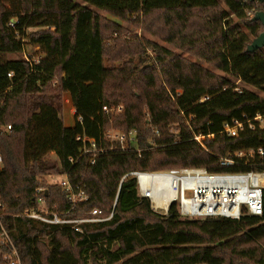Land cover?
Masks as SVG:
<instances>
[{
    "label": "trees",
    "instance_id": "obj_1",
    "mask_svg": "<svg viewBox=\"0 0 264 264\" xmlns=\"http://www.w3.org/2000/svg\"><path fill=\"white\" fill-rule=\"evenodd\" d=\"M0 0V227L21 264H264V189L261 216L238 220L185 218L175 205L154 213L137 196L133 171L203 168L209 173L264 172V157L221 167L193 134L217 133L225 123L264 116V48L247 52L262 32L254 21L264 3L250 0ZM125 24L158 19L160 36L176 53L149 40L122 37ZM35 29L34 31H29ZM112 40L109 44L108 41ZM129 47L128 50L126 47ZM36 49L25 59L8 54ZM149 49L151 53H147ZM130 55L122 60V55ZM187 55V56H184ZM213 64L223 76L187 57ZM10 74V77L8 76ZM69 94L73 126L63 122ZM207 99L200 102V99ZM121 105L117 116L103 106ZM237 138L205 142L217 155L264 148V126L252 120ZM134 133L122 150L81 155L80 135L99 139L108 129ZM55 156V162L46 157ZM66 176L87 200L71 210L93 209L104 222L54 225L24 216L44 199L48 212L71 208L70 192L45 177ZM44 188L36 193L37 189ZM0 245V264H7Z\"/></svg>",
    "mask_w": 264,
    "mask_h": 264
},
{
    "label": "built area",
    "instance_id": "obj_2",
    "mask_svg": "<svg viewBox=\"0 0 264 264\" xmlns=\"http://www.w3.org/2000/svg\"><path fill=\"white\" fill-rule=\"evenodd\" d=\"M8 76L10 77V74ZM206 99L203 97L200 102ZM122 110L121 105L102 107L103 113L111 117L119 115ZM71 114L75 117V121L76 119L82 121L81 117L76 118L73 105ZM252 120L264 126V116L257 115L254 118L246 117L243 121L234 120L231 123H225L216 134H193L192 139L208 153L218 158L221 167L233 166L235 160L239 159L245 158L247 162L256 157L262 158L264 157V148L241 150L232 155H217L215 151L207 150L205 147V142L213 139L215 135L237 138L245 125L249 129L253 128ZM10 129V125L0 127L2 132H8ZM133 137V132L126 134L111 128L104 131L99 139L86 135H80L76 139L81 143V155H88L90 162L93 163L98 155L115 150V145L123 150L127 142L133 140ZM2 162L0 154V170ZM129 176L136 180L137 196L147 200L151 210L162 216L168 214L172 205L177 207L182 217L195 219L225 217L238 220L244 210L248 214L256 216H261L263 212L264 172L250 170L237 173H209L203 168L188 167L159 171H133L121 178L119 187L122 181ZM49 183L60 184L70 192L67 198L71 201V208L64 213L48 212L44 199L39 197L37 200L39 209L26 211L24 216L47 224L69 225L78 233H82V224L104 222L112 217L115 203L110 215L106 218L101 217V212L97 209L91 210L84 217H70L71 210L77 203L87 200L85 192L82 189L72 192V187L66 176H59ZM43 191L47 192L46 189L40 188L36 190V193ZM0 245L8 247V251L2 254V259L7 264H21L20 257L9 235L2 227H0Z\"/></svg>",
    "mask_w": 264,
    "mask_h": 264
},
{
    "label": "rangeland",
    "instance_id": "obj_3",
    "mask_svg": "<svg viewBox=\"0 0 264 264\" xmlns=\"http://www.w3.org/2000/svg\"><path fill=\"white\" fill-rule=\"evenodd\" d=\"M80 4H83L82 1L80 0H74ZM89 8H91L93 11L97 12L98 14L104 16L107 19H111L114 20L122 25H125L124 28H126L127 32L122 33V37L125 38H133L134 36H136L138 39L140 40H149L152 42H155L161 46L167 47L171 50H174L176 53H181L178 49H175L173 46L167 44L166 42L163 41L162 37L160 36V32L162 31L161 29V24L160 21L158 19H152V21H150L148 19L147 23L145 22L144 24H125L124 21H119L116 20L115 18L111 17L110 15H108L105 12L100 11L99 9H96L94 7L88 6ZM35 29H30L29 31H34ZM109 44L112 43V40L108 41ZM128 50V46L126 47ZM34 50L36 49H31L28 48L26 49V54L24 52L21 53H17V54H8V55H4L1 58L3 60H15V59H25L28 57V54H33ZM147 53H151L149 49H146ZM183 54V53H181ZM122 55V54H121ZM187 56V55H184ZM130 55H122V60H127L128 58H130ZM190 61L195 62L196 64H198L200 67L205 68L206 70L210 71L211 73L218 75V76H223V74L216 69V67L213 64H206L204 62H200L199 60H197L196 58L192 57V56H188L187 57ZM255 92H257L259 95L264 96L263 93H260L256 90H254ZM61 107H62V111L66 112V114L68 112H70L72 110V103L69 99V97L67 96V94H63L62 95V99H61ZM68 115V114H67ZM66 118V116H65ZM72 120V124L75 123V117L73 116L71 118ZM73 126V125H72ZM48 160H50L51 162H55V156L53 154H48L46 157ZM45 179L50 182L52 180H56V177L54 176H47L45 177Z\"/></svg>",
    "mask_w": 264,
    "mask_h": 264
},
{
    "label": "water",
    "instance_id": "obj_4",
    "mask_svg": "<svg viewBox=\"0 0 264 264\" xmlns=\"http://www.w3.org/2000/svg\"><path fill=\"white\" fill-rule=\"evenodd\" d=\"M264 3V0H250ZM254 21H259L262 25V32L255 38H253L247 46V52L253 53L257 50L264 48V11L256 12L253 16Z\"/></svg>",
    "mask_w": 264,
    "mask_h": 264
},
{
    "label": "crops",
    "instance_id": "obj_5",
    "mask_svg": "<svg viewBox=\"0 0 264 264\" xmlns=\"http://www.w3.org/2000/svg\"><path fill=\"white\" fill-rule=\"evenodd\" d=\"M67 96L70 98V95L69 94H67ZM68 114V115H67ZM66 114V112H63V122H64V126H66V127H70V126H72L73 124V122H72V120H71V118L73 117V115L71 114V111L70 112H68ZM65 116H66V118H65ZM72 122V123H71Z\"/></svg>",
    "mask_w": 264,
    "mask_h": 264
}]
</instances>
